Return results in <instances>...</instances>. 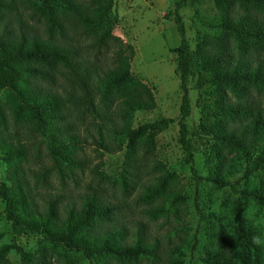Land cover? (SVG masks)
<instances>
[{
    "label": "rangeland",
    "instance_id": "rangeland-1",
    "mask_svg": "<svg viewBox=\"0 0 264 264\" xmlns=\"http://www.w3.org/2000/svg\"><path fill=\"white\" fill-rule=\"evenodd\" d=\"M36 1L16 0L15 6L10 4L5 8L0 33L8 25V29L12 28L16 34L21 24L27 35L42 33L46 37L44 25L51 13L43 14ZM178 1L114 0L112 10L117 18L114 34L131 43L136 51L131 71L153 88L158 103L154 110L137 112L134 126L162 118L175 119L156 135L155 148L148 149L142 141H136L132 146L122 143L120 150L108 152L97 142L96 125L101 118L84 105L85 114L81 120L67 115L64 119H51V126L46 127L26 123L21 118L15 120L8 93L2 91L0 103L8 128L2 130L0 117V144L6 141L22 152L16 169L0 147L1 180L11 184L12 173L17 170L31 190L36 209L41 213L48 212L52 202L61 217L67 208H81L86 198H96L112 208L109 219L103 220L102 226L124 224L129 229V242L142 234L155 245L153 255H141L136 259L110 254L107 258L110 264H178L182 257L191 264H207L204 259L216 250L236 258L234 217L235 209L241 204L252 237L260 246V264H264V165L252 174L246 170L253 159L264 152V80L246 83L241 93L242 100L254 104L260 113L261 130L253 140L251 151L247 153L242 148L233 149L217 142L210 132L216 100L204 91L208 85L204 83L206 76L195 71L194 58L200 37L211 32L204 22L219 17L221 11L214 0H201L177 8ZM226 12L234 17L248 16L258 21L264 32V1L233 0L227 5ZM176 13L184 22L189 44L186 70L192 114L187 122L197 147H202L195 155L194 169L202 177L210 174L214 165L212 150L208 147L215 145L218 152L225 155L220 169L234 186H219L199 178L192 164L185 159L179 141L183 91L178 53L175 52L181 44ZM76 28L71 26L70 30L73 32ZM230 42L241 45L237 49L238 55L250 59L253 64L259 63L264 74V34L259 39H230ZM81 54L101 68L113 63L109 50L84 46ZM31 84L63 96L69 91L67 80L58 73L53 80L31 77ZM229 97L233 98L230 92ZM205 116L210 118L206 121ZM222 119L228 127L245 129L250 121L242 116ZM70 134L75 138L61 145ZM107 134L104 130L105 138H108ZM162 177L167 180V190L145 197L146 188ZM254 186L263 197L260 203L243 194L244 190ZM5 244L13 245L7 254L11 264H25L22 249L31 255L32 264H41V261L42 264H90L82 253L71 251L62 243L48 242L41 234H17L6 217L5 203L0 196V247ZM181 249L185 255L180 253Z\"/></svg>",
    "mask_w": 264,
    "mask_h": 264
},
{
    "label": "trees",
    "instance_id": "trees-1",
    "mask_svg": "<svg viewBox=\"0 0 264 264\" xmlns=\"http://www.w3.org/2000/svg\"><path fill=\"white\" fill-rule=\"evenodd\" d=\"M15 1L5 3V0H0V23L4 19L5 8L10 4L15 6ZM199 1L179 0L176 6L185 7ZM214 1L221 15L204 22L211 32L200 37L194 58L195 71L206 76L204 83L208 85L204 91L216 100L210 126L214 139L249 153L253 140L261 130L260 113L254 104L242 100L241 93L246 83L264 80V74L259 63L253 64L250 59L238 55L237 49L241 45L232 44L230 39L262 38L263 26L248 16L234 17L227 13V5L233 0ZM36 3L43 14L51 13L44 25L46 37L42 33L27 35L21 24L16 34H13L12 28L8 29V25L0 33V93L7 91L15 120L21 118L26 123L46 127L51 126V119H64L67 115L81 120L86 106L101 118L96 125L99 133L97 142L108 152L120 150L122 143L127 142L128 146H132L136 141H142L148 149H154L156 135L175 119L162 118L134 126L137 112L154 110L158 103L153 88L131 71L136 54L134 46L113 32L117 23L112 11L114 0H37ZM18 21L22 22L20 19ZM175 21L181 35V44L175 52L178 53L183 91L179 141L185 159L192 164L199 178L219 186H234L220 169L225 155L218 152L215 145L208 147L212 150L214 165L210 174L202 177L194 169L195 155L202 147H197L198 143L187 122L192 114L189 74L186 70L189 44L184 22L177 13ZM71 26L77 27L75 31L70 30ZM84 46L111 51L113 63L102 68L97 66L81 54ZM57 73L67 80L69 91L66 96L35 88L31 84V77L53 80ZM79 91L82 93L79 94ZM229 92L233 98L229 97ZM1 106L0 103L2 130H7ZM241 116L250 119L246 129L228 127L222 119ZM209 118L204 117L206 121ZM104 130L108 131L109 139L105 138ZM74 138L71 134L66 136L61 145ZM0 147L5 158L16 169L19 168L17 159L22 150L6 141ZM263 165L264 152H260L246 170L252 174ZM227 172L231 173L230 170ZM11 180V184L2 181L0 172V196L5 203L6 217L17 234H41L48 242L62 243L71 251L82 253L90 264H110L107 259L110 254L128 260L154 254L155 245L142 234H138L132 242L127 240L129 229L126 225L102 226L103 220L109 219L112 211L110 205L96 198H86L81 208L69 207L61 217L55 204L50 202L48 212L41 213L36 209L25 179L19 177L17 170L12 173ZM166 190L167 180L162 177L146 188L144 196L160 195ZM243 194L252 196L258 203L263 200L255 186L244 190ZM234 232L236 258H229L221 250H216L204 259L207 264H260V246L252 237L249 220L241 204L235 209ZM12 247L10 244L0 247V264H11L7 254ZM21 252L25 264H32L31 255L23 249ZM180 253L185 255L182 249ZM183 258L178 264H191Z\"/></svg>",
    "mask_w": 264,
    "mask_h": 264
}]
</instances>
